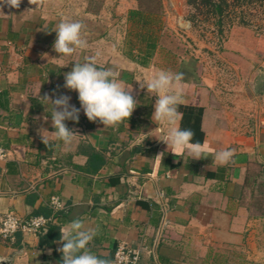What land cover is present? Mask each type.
Segmentation results:
<instances>
[{"label": "crops", "instance_id": "obj_1", "mask_svg": "<svg viewBox=\"0 0 264 264\" xmlns=\"http://www.w3.org/2000/svg\"><path fill=\"white\" fill-rule=\"evenodd\" d=\"M69 2L50 17L29 0L0 5V228L11 211L49 219L38 233L18 231L13 240L0 232V264H61L60 228L76 218L97 229L89 247L110 261L125 243L141 249V264H264V68L251 69L255 82L223 87L192 56L173 55L169 64L159 50L122 49L108 25ZM65 17L86 26L89 49L60 68L54 30ZM97 52L98 64L132 87L138 107L107 128L81 110L78 123L65 122L81 136L69 146L49 138L46 146L38 129H54L51 106L45 111L34 98L39 86L41 96L59 86L57 94L80 108L78 93L63 87L64 73ZM157 69L184 73L181 127L195 133L192 142L235 149L229 164L175 156L158 140L164 129L152 121L155 97L138 83ZM142 132L152 133L145 139ZM52 196L62 209L51 206Z\"/></svg>", "mask_w": 264, "mask_h": 264}, {"label": "clouds", "instance_id": "obj_2", "mask_svg": "<svg viewBox=\"0 0 264 264\" xmlns=\"http://www.w3.org/2000/svg\"><path fill=\"white\" fill-rule=\"evenodd\" d=\"M21 0H0V5L6 4L10 8H19ZM36 8L46 7L49 0H29ZM32 11V10H29ZM2 12V11H0ZM86 26L71 18H63L55 27L56 38L53 50L58 53L56 58L60 68L67 67L66 57L72 56L78 50L84 52L89 49V42L85 38ZM53 32V31H52ZM100 53L85 57L83 62H74L70 71L64 73L65 89L78 93L80 108L70 104L71 97L57 94L40 95V88L35 99L47 107L51 106V122L54 131L38 129L42 142L47 146L49 138L61 141L65 146L72 144L77 136H81L75 129H70L66 121L79 122L81 110L90 122H99L103 128L117 127L125 120H129L139 102L132 95V87H127L119 78V73L112 67L98 64ZM141 89L155 97L152 121L164 129L158 139L167 145L176 156L190 157L191 160L208 159L212 157L214 163L225 166L235 155V149L214 150L206 142H192L195 133L190 128H182L183 113L179 110L184 104L185 75L182 72L157 69L146 73L138 81ZM48 119L47 115L44 117ZM153 132V131H152ZM142 135L147 139L150 133ZM143 139L141 143L143 144ZM156 157H163V153ZM62 245L58 249L61 253V264H111L107 258L93 253L89 247L97 235V229L86 227L80 218L73 219L60 228Z\"/></svg>", "mask_w": 264, "mask_h": 264}, {"label": "rangeland", "instance_id": "obj_3", "mask_svg": "<svg viewBox=\"0 0 264 264\" xmlns=\"http://www.w3.org/2000/svg\"><path fill=\"white\" fill-rule=\"evenodd\" d=\"M69 1L49 0L45 15H62L60 9ZM71 1L82 11L89 9L90 19L108 25L111 30L106 31L107 35L122 49L147 54L149 41H154L153 51H161L169 64L175 63L173 55L192 56L204 68L203 76L223 87L255 82L257 76L251 69L264 68L258 55L264 52V0L231 3L224 14L222 30L218 18L208 13L207 7L198 10L188 0ZM132 10L142 13L133 15Z\"/></svg>", "mask_w": 264, "mask_h": 264}, {"label": "built area", "instance_id": "obj_4", "mask_svg": "<svg viewBox=\"0 0 264 264\" xmlns=\"http://www.w3.org/2000/svg\"><path fill=\"white\" fill-rule=\"evenodd\" d=\"M5 155V149L0 147V157ZM51 206L55 210L63 208V201L58 196H52ZM49 222V219L43 215L35 216L30 219H22L14 212L6 213L2 220L0 228L1 234L6 238H15L18 231H28L38 233L44 229ZM140 248L132 247L125 243H121L115 250L111 264H141L140 263Z\"/></svg>", "mask_w": 264, "mask_h": 264}, {"label": "trees", "instance_id": "obj_5", "mask_svg": "<svg viewBox=\"0 0 264 264\" xmlns=\"http://www.w3.org/2000/svg\"><path fill=\"white\" fill-rule=\"evenodd\" d=\"M189 3L194 6L196 9L200 10L202 7H207V12L211 13L212 15L216 16L218 18L217 22L220 25L219 28L221 30L223 29V21H224V14L226 10L228 9V6L231 3L234 4H242V3H248L253 2L255 0H188ZM131 13L134 14H141L142 11L140 10H132ZM156 44L154 41H149V49L148 54L149 55L153 50L155 49Z\"/></svg>", "mask_w": 264, "mask_h": 264}, {"label": "water", "instance_id": "obj_6", "mask_svg": "<svg viewBox=\"0 0 264 264\" xmlns=\"http://www.w3.org/2000/svg\"><path fill=\"white\" fill-rule=\"evenodd\" d=\"M2 264H8L7 262H3Z\"/></svg>", "mask_w": 264, "mask_h": 264}]
</instances>
